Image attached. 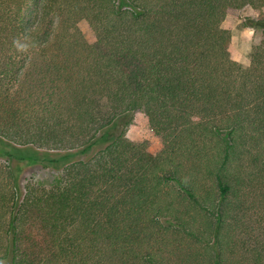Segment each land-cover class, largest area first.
I'll return each instance as SVG.
<instances>
[{"label":"trees","instance_id":"trees-1","mask_svg":"<svg viewBox=\"0 0 264 264\" xmlns=\"http://www.w3.org/2000/svg\"><path fill=\"white\" fill-rule=\"evenodd\" d=\"M246 7L0 0V141L92 153L21 191L0 150V264H264V28L243 67L222 27Z\"/></svg>","mask_w":264,"mask_h":264},{"label":"rangeland","instance_id":"rangeland-1","mask_svg":"<svg viewBox=\"0 0 264 264\" xmlns=\"http://www.w3.org/2000/svg\"><path fill=\"white\" fill-rule=\"evenodd\" d=\"M261 21H264V8L259 12L246 7L241 10L229 11L222 23V27L231 34V58L243 67L249 65L250 49L258 41L259 34L264 28L260 24ZM77 26L88 43L91 44L95 41V35L85 20L79 21ZM126 137L135 144L145 143L154 153H158L162 149L160 137L150 131L147 118L141 111L134 114L133 121L126 130ZM0 150L14 156L8 165L18 179L21 191L29 180L44 188L57 185L60 182L64 166L92 155L91 152L86 155H78L60 151H44L33 147L13 146L1 141ZM3 160L5 158L0 157V162ZM242 220L248 224V228L254 230L252 235H255L256 230L253 226L255 228L257 226L253 224V221L245 217Z\"/></svg>","mask_w":264,"mask_h":264}]
</instances>
